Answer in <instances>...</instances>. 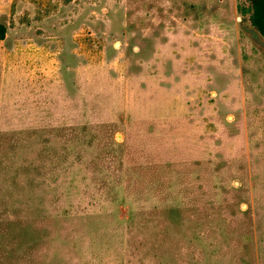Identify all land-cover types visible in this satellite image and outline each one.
Listing matches in <instances>:
<instances>
[{
  "label": "rangeland",
  "instance_id": "1",
  "mask_svg": "<svg viewBox=\"0 0 264 264\" xmlns=\"http://www.w3.org/2000/svg\"><path fill=\"white\" fill-rule=\"evenodd\" d=\"M248 7L0 0V264H264Z\"/></svg>",
  "mask_w": 264,
  "mask_h": 264
},
{
  "label": "trees",
  "instance_id": "2",
  "mask_svg": "<svg viewBox=\"0 0 264 264\" xmlns=\"http://www.w3.org/2000/svg\"><path fill=\"white\" fill-rule=\"evenodd\" d=\"M249 7L243 10V13H247L249 16V22L251 26L258 32V34L264 38V0H246ZM6 27L0 23V41L5 38Z\"/></svg>",
  "mask_w": 264,
  "mask_h": 264
}]
</instances>
